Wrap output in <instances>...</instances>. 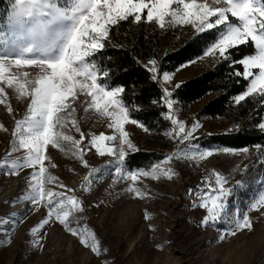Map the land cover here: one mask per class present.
Instances as JSON below:
<instances>
[{
  "label": "snow or ice",
  "instance_id": "1",
  "mask_svg": "<svg viewBox=\"0 0 264 264\" xmlns=\"http://www.w3.org/2000/svg\"><path fill=\"white\" fill-rule=\"evenodd\" d=\"M127 21L155 24L161 30L191 26L197 34H207L201 41L199 57L180 69L205 57L226 61L233 68L232 75L240 78L237 83L246 82L244 90L232 98L233 103L239 106L251 99L264 109V0H11L10 10L0 26V106L13 118L14 126L9 130L0 123V131L10 133L9 147L0 157V172L8 176L23 173L26 189L4 203L10 206L23 201L29 207L10 217L0 214V230L14 231L29 212L46 209L39 228L30 229L34 238L30 244L34 248L43 247L44 234L38 232L46 226L59 225L96 257L106 252L95 232L81 223L84 194L92 192L94 184L102 179V170L90 165L87 158L90 152L110 157L105 168L113 176V185L126 183L125 193L139 199L152 196L146 186H137L142 184V178L171 181L178 175L171 166L174 161H204L220 151L250 152L248 147L201 150L194 135L200 123L187 126L178 118L177 101L168 87L173 74L163 70L158 59L150 58L143 67L160 88L151 104L161 107V116L169 122L170 129L164 134L177 147L171 155L163 157V165L157 162L147 168L127 167V157L138 149L126 126L134 125L146 134L152 132L133 117L134 111L142 109L125 101L123 85L108 83L111 70L102 64L111 32ZM241 47L252 51L239 55ZM233 50L239 58L233 56ZM12 98L27 103L20 118L15 116ZM78 106L106 120L111 134L84 133L77 119ZM256 127L264 132V115ZM50 149L68 153L88 170L79 194L52 173L51 169L57 165ZM255 149L264 152V146L255 145ZM228 183V176L214 171L189 193L193 197L192 206L205 210L201 226L216 227L221 242L253 230L249 212L264 209L262 191L247 211L230 210L232 189L227 187ZM236 183L240 185L242 181ZM150 218L146 213L145 220ZM4 243L10 244L11 238L6 237ZM157 247L162 250L163 245Z\"/></svg>",
  "mask_w": 264,
  "mask_h": 264
},
{
  "label": "rangeland",
  "instance_id": "2",
  "mask_svg": "<svg viewBox=\"0 0 264 264\" xmlns=\"http://www.w3.org/2000/svg\"><path fill=\"white\" fill-rule=\"evenodd\" d=\"M151 25L163 36L159 47L161 55L177 49L197 35L191 26L161 30L155 24ZM145 62L142 61L143 64ZM216 62L217 59L213 57H205L197 59L189 67H178L170 72L174 79L168 85L169 89L174 91L176 85L199 76ZM209 99L187 108L178 102L175 105L178 118L185 121L187 126L196 121L200 123L201 126L194 134L196 138L230 131V121L196 117ZM12 104L16 118L22 117L27 103L12 98ZM77 119L86 134H111V130L106 127L107 121L98 118L95 112H85L83 107L78 106ZM0 123L9 130L14 126L13 118L3 106H0ZM126 130L138 150L161 154L158 162L162 165L163 157L176 150L177 143L165 134L162 139L153 138L134 125H127ZM73 135L79 138L78 133L73 132ZM9 142L10 133L0 131V157L8 149ZM198 144L201 150L228 148L213 143ZM179 147L183 148L184 145ZM49 152L57 165L51 169L52 173L64 184L75 188L79 194L88 170L71 159L68 153L56 149H50ZM87 158L92 167L102 170V179L94 184L92 192L84 194L85 212L81 223L95 232L106 252L96 257L59 225L46 226L38 232V235L41 232L44 234L43 247H32L30 242L34 238L30 229L33 226L39 228L40 221L46 215V209L40 208L29 212L24 222L15 226L14 231L0 230V264H264V215L261 214L264 209L261 212H249L254 224L253 230L242 231L221 242L217 239L219 232L216 227L201 226L205 210L193 207V197L189 195L198 189L205 177H209L206 171H218L229 177L227 187L232 189L228 201L230 210L247 211L249 204L264 191V152L253 147L248 154H225L220 151L204 161H174L171 166L178 175L173 180L152 181L142 178V184L137 186H146L152 194L151 198L146 199L127 195L126 183L113 185V176L105 168L110 157H100L93 151ZM237 181H242V184L237 185ZM26 187L23 173L21 176H8L0 172V214L10 217L12 213L29 207L23 201L10 206L4 203ZM146 213L151 217L149 220H145ZM6 237L11 238L10 244L4 243ZM158 245H163L162 250Z\"/></svg>",
  "mask_w": 264,
  "mask_h": 264
},
{
  "label": "trees",
  "instance_id": "3",
  "mask_svg": "<svg viewBox=\"0 0 264 264\" xmlns=\"http://www.w3.org/2000/svg\"><path fill=\"white\" fill-rule=\"evenodd\" d=\"M10 4L11 0H0V24L10 10ZM206 35L197 34L177 49L161 55L159 47L163 36L151 24L121 22L111 32L108 47L102 54V64L111 70L108 83L126 88L125 101L142 109L134 111L133 117L152 129L153 138L162 139L170 129L169 122L161 116V107L151 104L158 97L160 88L150 80V74L144 69L142 61L156 58L161 62L163 70L173 72L194 57H199L203 47L201 41ZM251 51V48L241 47L239 55ZM233 56L239 58L235 50ZM232 72L233 68L228 62L217 61L199 76L180 83L173 91L174 98L183 108H187L210 97L196 117L230 121L229 132L198 137L199 143H213L232 149L264 146V132L256 127L257 121L264 115V109L256 100L251 99L239 106L233 103L232 98L244 90L246 82L240 80L237 83L240 78L233 76ZM160 159L159 153L138 150L127 157V167L147 168Z\"/></svg>",
  "mask_w": 264,
  "mask_h": 264
},
{
  "label": "built area",
  "instance_id": "4",
  "mask_svg": "<svg viewBox=\"0 0 264 264\" xmlns=\"http://www.w3.org/2000/svg\"><path fill=\"white\" fill-rule=\"evenodd\" d=\"M206 173L209 175V177L212 175V171H206Z\"/></svg>",
  "mask_w": 264,
  "mask_h": 264
}]
</instances>
